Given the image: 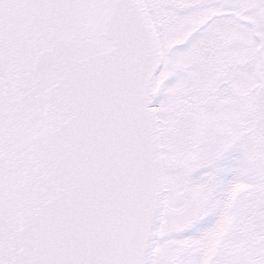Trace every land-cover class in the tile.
<instances>
[{
  "label": "snow or ice",
  "instance_id": "6c2138e0",
  "mask_svg": "<svg viewBox=\"0 0 264 264\" xmlns=\"http://www.w3.org/2000/svg\"><path fill=\"white\" fill-rule=\"evenodd\" d=\"M0 264H264V0H0Z\"/></svg>",
  "mask_w": 264,
  "mask_h": 264
}]
</instances>
